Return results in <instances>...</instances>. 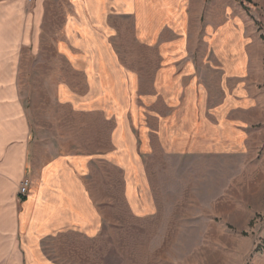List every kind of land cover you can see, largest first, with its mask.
Here are the masks:
<instances>
[{
    "label": "crops",
    "instance_id": "crops-1",
    "mask_svg": "<svg viewBox=\"0 0 264 264\" xmlns=\"http://www.w3.org/2000/svg\"><path fill=\"white\" fill-rule=\"evenodd\" d=\"M45 1L0 0L2 264H45L44 241L66 232L95 235L103 220L102 207L88 187L86 155L37 158L38 141L19 94L15 62L8 55L24 46L40 50L46 35ZM68 6L54 48L69 67L71 53L85 49L81 45L88 35L94 36L93 51L103 57L109 51L104 43L121 20L130 22L139 47L157 55L153 61H139L143 70L133 75L115 77L119 73L107 69L104 79L95 75V83L102 85L95 99L111 100L112 131L142 132L137 147H159L169 156L244 158L255 151L248 142L258 138L264 125V41L239 4L68 0ZM100 61L102 67H113L109 60ZM70 90L65 82L58 87L63 104L70 103ZM125 98L133 102L114 111V100L120 104ZM108 154L113 166L115 153ZM24 180L29 181L28 193L20 198Z\"/></svg>",
    "mask_w": 264,
    "mask_h": 264
},
{
    "label": "rangeland",
    "instance_id": "rangeland-1",
    "mask_svg": "<svg viewBox=\"0 0 264 264\" xmlns=\"http://www.w3.org/2000/svg\"><path fill=\"white\" fill-rule=\"evenodd\" d=\"M233 1L264 41V0ZM45 3L40 50L24 46L8 55L38 141L37 158L86 155L88 187L103 220L95 235L66 232L44 241L42 262L264 264V125L248 142L255 151L244 158L169 156L159 147H137L142 132L112 131L111 100L95 99L102 85L94 79L96 74L104 79L107 70L119 73L115 77L133 75L143 70L139 61L158 59L156 53L139 47L130 22L121 20L104 43L109 51L103 57L93 51L94 36L88 35L85 49L71 53L69 67L54 48L68 0ZM100 59L113 67H102ZM64 82L71 89L65 104L57 93ZM114 102L116 111L133 101ZM110 152L117 158L113 166Z\"/></svg>",
    "mask_w": 264,
    "mask_h": 264
},
{
    "label": "built area",
    "instance_id": "built-area-1",
    "mask_svg": "<svg viewBox=\"0 0 264 264\" xmlns=\"http://www.w3.org/2000/svg\"><path fill=\"white\" fill-rule=\"evenodd\" d=\"M28 188H29V181L28 180L22 181L18 189V195L20 198L26 197L28 193Z\"/></svg>",
    "mask_w": 264,
    "mask_h": 264
}]
</instances>
